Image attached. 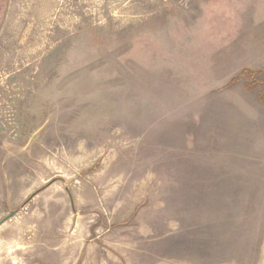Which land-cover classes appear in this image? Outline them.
Masks as SVG:
<instances>
[{"label": "rangeland", "instance_id": "1", "mask_svg": "<svg viewBox=\"0 0 264 264\" xmlns=\"http://www.w3.org/2000/svg\"><path fill=\"white\" fill-rule=\"evenodd\" d=\"M0 264H264V0H0Z\"/></svg>", "mask_w": 264, "mask_h": 264}, {"label": "trees", "instance_id": "2", "mask_svg": "<svg viewBox=\"0 0 264 264\" xmlns=\"http://www.w3.org/2000/svg\"><path fill=\"white\" fill-rule=\"evenodd\" d=\"M243 74H244V75H249V76L252 75V74H250L249 72H245V71L243 72ZM251 82H252V81H251ZM259 85H262V84L260 83Z\"/></svg>", "mask_w": 264, "mask_h": 264}]
</instances>
